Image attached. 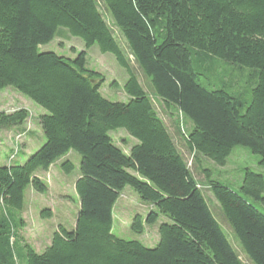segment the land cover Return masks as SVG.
Returning <instances> with one entry per match:
<instances>
[{
  "label": "trees",
  "instance_id": "trees-1",
  "mask_svg": "<svg viewBox=\"0 0 264 264\" xmlns=\"http://www.w3.org/2000/svg\"><path fill=\"white\" fill-rule=\"evenodd\" d=\"M100 2L152 93L172 118L177 114L188 124L186 149L225 165L241 146L264 168V0ZM58 28L86 49L96 44L114 55L128 76L125 101L101 94L104 77L86 68V50L71 48L73 58L39 50ZM244 81L250 90H241ZM6 87L44 110L37 118L44 142L21 163H12V155L0 164V264H245L232 241L252 264H264V213L258 207L264 206V175L245 168L233 189L201 169L231 241L98 0H0V90ZM28 117L25 108L0 110V132ZM116 129L136 140L128 151L109 135ZM71 152L80 156L76 223L71 230L59 224L36 252L21 234L25 190L46 192L37 170L56 164L69 173ZM125 187L150 207L135 214L130 227L140 234L157 224L152 247L112 231L113 209ZM40 216L52 212L46 208Z\"/></svg>",
  "mask_w": 264,
  "mask_h": 264
},
{
  "label": "rangeland",
  "instance_id": "rangeland-1",
  "mask_svg": "<svg viewBox=\"0 0 264 264\" xmlns=\"http://www.w3.org/2000/svg\"><path fill=\"white\" fill-rule=\"evenodd\" d=\"M98 7L116 41L126 54L127 60L132 69H134L138 81L146 91L157 114L168 129L186 166L202 190L208 205L215 212L221 227L232 241V231L220 215L217 202L208 191L201 169H208L213 179L233 189H238L245 168L264 175V168L258 165V156L252 154L247 148L238 146L231 151L225 165H218L206 157H196L192 152H189L182 139L183 131L186 132L188 124L177 114L172 118V115L167 112L162 102L152 93L148 81L135 64L124 39L119 30L114 26L108 11L100 0H98ZM71 48H74L76 51L86 50V68L98 71L104 77V81L100 86V92L104 97L111 101L126 100L123 84L128 76L125 70L119 66L112 53H102L96 44L86 49L80 38L70 35L64 28H58L53 40L40 46L39 50L51 51L67 58H73L76 54ZM113 81L116 82L115 85L112 84ZM247 87L246 81L240 84V88L243 91L250 90L251 87L248 89ZM246 94L247 99H249L247 92ZM17 108L28 110L29 117L23 124L3 129L0 132L1 165L7 164L12 155L14 157L12 163H21L44 142V137L37 120L38 115L43 113L44 110L12 87L0 90V110L11 112ZM173 120L178 122L174 124ZM176 126L179 130H177ZM109 135L115 144L124 151H128L130 146L136 142L124 129L110 131ZM71 154L69 159L74 167L69 173L63 172L60 165L56 164L51 165L47 171L37 170L36 175L47 184L48 189L46 192L39 193L33 191L30 187H27L25 190L24 206L20 215L25 220L26 226L22 229L21 234L36 252H42L46 245H48L52 232L59 224L71 230L76 223L79 201L74 189V182L79 175L80 156L75 152H71ZM148 207V204L142 201L130 187H125L113 209V233L125 240H139L148 247L154 246L158 240L157 224L147 225L140 234L132 231L130 227L133 216L136 213L140 214V212L145 215ZM258 207L264 213V206L258 204ZM46 208L51 210V217L40 216V211ZM232 243L240 253L243 262L245 264H252L240 252L236 243L234 241Z\"/></svg>",
  "mask_w": 264,
  "mask_h": 264
},
{
  "label": "crops",
  "instance_id": "crops-1",
  "mask_svg": "<svg viewBox=\"0 0 264 264\" xmlns=\"http://www.w3.org/2000/svg\"><path fill=\"white\" fill-rule=\"evenodd\" d=\"M150 208V207H149ZM137 214V213H136ZM140 214H142L141 212H140Z\"/></svg>",
  "mask_w": 264,
  "mask_h": 264
}]
</instances>
